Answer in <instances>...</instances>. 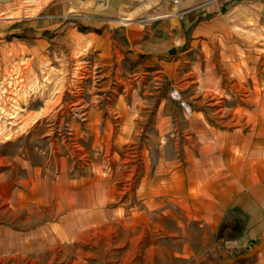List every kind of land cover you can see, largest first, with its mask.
<instances>
[{"label":"rangeland","instance_id":"obj_1","mask_svg":"<svg viewBox=\"0 0 264 264\" xmlns=\"http://www.w3.org/2000/svg\"><path fill=\"white\" fill-rule=\"evenodd\" d=\"M83 1L0 0V264H264V223L207 222L210 199L177 202L189 199L180 173L211 144L198 125L220 117L222 73L254 65L238 69L230 40L160 52L155 21L117 20L96 45L105 30ZM60 195L107 216L86 222ZM142 215L148 227H130ZM95 228L110 230L76 233Z\"/></svg>","mask_w":264,"mask_h":264},{"label":"crops","instance_id":"obj_2","mask_svg":"<svg viewBox=\"0 0 264 264\" xmlns=\"http://www.w3.org/2000/svg\"><path fill=\"white\" fill-rule=\"evenodd\" d=\"M80 8L89 24L105 30L103 39H94V43L99 46H107L110 36L119 35L116 31L118 26L114 23L117 20H128L131 23L155 21L162 24L158 29L168 35L159 38L155 44L160 52L187 45L200 46L206 54L209 45L218 43V40H223L224 43H229L227 40H230L238 50L235 58L238 69L247 70L246 63L249 62L254 65L253 73H222L220 117L207 118L204 117L206 114H202V122L198 125L203 128L207 126L214 133L211 144L198 145V158L203 159H196V166L180 173V180L189 183V199L181 196L184 200L176 201L188 211V200L194 206L197 203L191 200L207 198L210 199V207L202 215V220L219 222L231 217L247 223H262L260 229H263L264 0H84ZM141 28L144 26L141 25ZM173 32L176 34L171 37ZM112 42L111 39L110 43ZM114 42L118 44L117 41ZM212 91L208 92V96L215 97L216 93ZM205 103L206 98L202 104ZM195 124L197 125L196 121ZM76 151L80 153V150ZM208 151L211 155L207 154ZM204 154L207 157L204 158ZM171 174V179L177 177L176 172ZM110 179L108 186L112 183ZM173 187L167 188L171 191V200L178 198ZM2 188L6 191L9 186L2 185ZM6 200L12 204L10 198ZM91 201H95V198ZM78 203V199H72L68 205L72 208L76 206L77 216H83L82 220L86 222H90L93 217L102 221L107 216L102 218L98 210L89 209L85 213L86 217L83 211L87 208ZM90 203L89 201L88 205ZM63 204L62 201L60 206ZM140 220L148 227L149 223L143 215L140 218L133 217L130 227H135ZM100 229H82L76 233H83V236L86 235L84 238H90L91 235L100 237L108 232Z\"/></svg>","mask_w":264,"mask_h":264},{"label":"bare ground","instance_id":"obj_3","mask_svg":"<svg viewBox=\"0 0 264 264\" xmlns=\"http://www.w3.org/2000/svg\"><path fill=\"white\" fill-rule=\"evenodd\" d=\"M154 1V0H153ZM3 2H4V0H3ZM18 4V3H17ZM143 6V5H142ZM144 7V6H143ZM142 9V8H141ZM22 11V10H21ZM11 13V12H10ZM33 13V12H32ZM19 16H21V13H17ZM174 14V13H173ZM28 17H29V15H27ZM138 19V18H137ZM81 46V45H80ZM82 57V56H81ZM15 71V70H14ZM12 75V74H11ZM13 76V75H12ZM8 78V77H7ZM11 80H9L10 82H9V84L8 85H10V86H15V82H16V79H18V78H15L14 76L12 77V78H10ZM33 80V79H32ZM7 82V81H6ZM14 82V83H13ZM33 83V82H32ZM35 83V82H34ZM13 86V87H14ZM28 87V86H27ZM77 88V87H76ZM22 89V88H21ZM129 90V89H128ZM131 90V89H130ZM21 91V90H20ZM212 93H214L213 91H212ZM208 94V93H207ZM98 96V95H97ZM97 96H96V98H97ZM205 99V98H204ZM220 108V107H219ZM48 112V111H47ZM46 112V113H47ZM19 113V112H18ZM40 115V114H39ZM49 115V114H48ZM39 117V116H38ZM38 117H37V119H38ZM36 120V119H35ZM39 120V119H38ZM34 121V120H33ZM37 121V120H36ZM35 122V121H34ZM33 123V122H32ZM94 124V123H93ZM24 125V124H23ZM98 125V124H97ZM107 129H108V127H107ZM29 130V129H28ZM109 130V129H108ZM52 133V132H51ZM114 133V132H113ZM108 143V142H107ZM111 144V143H110ZM119 144V143H118ZM122 144V143H121ZM120 144V145H121ZM109 146V145H108ZM146 146V145H145ZM115 160V159H114ZM141 169V168H140ZM238 174V173H237ZM128 177V176H127ZM131 177V176H130ZM36 183V182H35ZM251 185V184H250ZM174 188V187H173ZM34 189H36V186L34 185ZM175 189V188H174ZM171 192V191H170ZM48 195H53V194H55L53 191H51V193H47ZM47 194L45 193V196H47ZM1 196V195H0ZM60 198L63 200V201H65V200H67V199H69V198H72L73 199V197H72V195H68V196H64V195H62V197H61V195H60ZM89 198V197H88ZM174 200V199H173ZM89 201L91 202V199L89 198ZM179 203V202H178ZM182 203H183V201H182ZM12 205V204H11ZM180 205V204H179ZM184 205V204H183ZM188 206V205H187ZM30 210V209H29ZM135 221V220H134ZM147 225V224H146ZM101 230V229H100ZM110 230V229H109ZM103 231V230H102ZM105 232V231H104ZM92 233V232H91ZM94 233V232H93ZM101 233V232H100ZM86 234V233H85ZM89 234V233H88ZM97 234V233H96ZM96 234H94V235H96ZM84 237H86V235L84 236ZM90 237V236H89ZM6 256V255H5ZM14 257V256H13ZM3 258H5V257H3ZM2 259V258H1ZM125 262V261H124ZM152 262V261H151Z\"/></svg>","mask_w":264,"mask_h":264}]
</instances>
